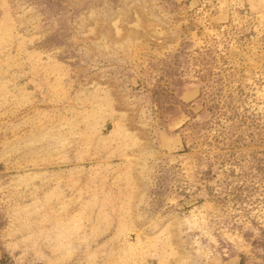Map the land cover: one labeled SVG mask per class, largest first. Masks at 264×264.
Masks as SVG:
<instances>
[{"label": "rangeland", "instance_id": "obj_1", "mask_svg": "<svg viewBox=\"0 0 264 264\" xmlns=\"http://www.w3.org/2000/svg\"><path fill=\"white\" fill-rule=\"evenodd\" d=\"M0 264H264V0H0Z\"/></svg>", "mask_w": 264, "mask_h": 264}, {"label": "crops", "instance_id": "obj_2", "mask_svg": "<svg viewBox=\"0 0 264 264\" xmlns=\"http://www.w3.org/2000/svg\"><path fill=\"white\" fill-rule=\"evenodd\" d=\"M4 250L0 248V258L3 256Z\"/></svg>", "mask_w": 264, "mask_h": 264}]
</instances>
